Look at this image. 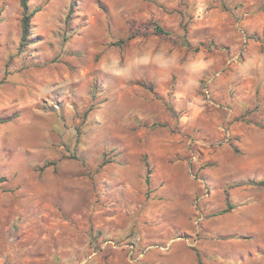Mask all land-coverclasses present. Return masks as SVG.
I'll use <instances>...</instances> for the list:
<instances>
[{
    "label": "rangeland",
    "instance_id": "1",
    "mask_svg": "<svg viewBox=\"0 0 264 264\" xmlns=\"http://www.w3.org/2000/svg\"><path fill=\"white\" fill-rule=\"evenodd\" d=\"M28 5L21 46L0 0V264H264V0Z\"/></svg>",
    "mask_w": 264,
    "mask_h": 264
},
{
    "label": "trees",
    "instance_id": "2",
    "mask_svg": "<svg viewBox=\"0 0 264 264\" xmlns=\"http://www.w3.org/2000/svg\"><path fill=\"white\" fill-rule=\"evenodd\" d=\"M21 43L22 46L24 44V41L27 39L30 28H31V19L37 13L41 10L40 7H37L35 9H30V6L28 5V0H21ZM69 15V14H68ZM153 33L160 36H172V33L166 29H164L159 23L155 22L153 27ZM133 38L132 35L128 36L127 38L119 39L117 42L114 43L116 46H122L127 43L129 39ZM176 43H179L181 46L189 48L191 47V44L188 42L186 38H181L180 40H176ZM261 185L264 184L263 182L260 183ZM200 264V262H199Z\"/></svg>",
    "mask_w": 264,
    "mask_h": 264
},
{
    "label": "crops",
    "instance_id": "3",
    "mask_svg": "<svg viewBox=\"0 0 264 264\" xmlns=\"http://www.w3.org/2000/svg\"><path fill=\"white\" fill-rule=\"evenodd\" d=\"M97 254L98 253H96L95 256H91V258L93 259V260H91L92 264H130L129 262L128 263L122 262L123 259H124L122 257L123 254L120 251L112 250L111 248L104 249L103 252L100 255L99 254L97 255ZM117 256L122 257L121 258L122 259L121 262H118V263L116 262ZM191 257H192L191 258V262H189V264H199V260L196 257H194L192 254H191ZM150 259L154 260L153 264H157L156 263V260H157L156 256L152 255L150 257ZM70 264H76V262L75 263L71 262Z\"/></svg>",
    "mask_w": 264,
    "mask_h": 264
}]
</instances>
